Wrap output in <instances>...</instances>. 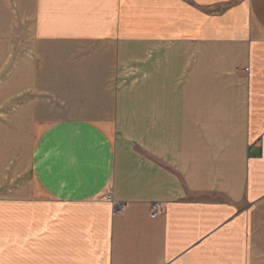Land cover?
Wrapping results in <instances>:
<instances>
[{
	"label": "crops",
	"instance_id": "1",
	"mask_svg": "<svg viewBox=\"0 0 264 264\" xmlns=\"http://www.w3.org/2000/svg\"><path fill=\"white\" fill-rule=\"evenodd\" d=\"M6 39L0 264H264V0H0Z\"/></svg>",
	"mask_w": 264,
	"mask_h": 264
},
{
	"label": "rangeland",
	"instance_id": "2",
	"mask_svg": "<svg viewBox=\"0 0 264 264\" xmlns=\"http://www.w3.org/2000/svg\"><path fill=\"white\" fill-rule=\"evenodd\" d=\"M28 43L29 39H6L5 60H0V64H5V76H0V105L3 103L6 105L4 108L0 107V111L2 112L0 115V147H2V153H4V156L0 157V165L6 169L7 179L14 163V153L11 151V147L14 146L15 150L18 151L17 155L20 154L18 166L23 170V173H26V162L24 161L29 143L32 140L29 134L31 125L26 114L27 110L25 111L24 108L16 107L19 104L14 103V101L24 98V93L16 91L18 85L15 83L17 74L15 67L16 64L19 67V64L25 61L14 60L13 53L20 50H28ZM1 160H4V162L1 163Z\"/></svg>",
	"mask_w": 264,
	"mask_h": 264
},
{
	"label": "built area",
	"instance_id": "3",
	"mask_svg": "<svg viewBox=\"0 0 264 264\" xmlns=\"http://www.w3.org/2000/svg\"><path fill=\"white\" fill-rule=\"evenodd\" d=\"M102 198L106 201V202H109L112 204L113 206V210L115 212H120L122 207H123V204L121 203H118L116 202L113 197H112V193L111 191L108 189L106 190L103 195H102ZM150 216L153 217V216H156L158 215L159 213H161V206L159 204H152L150 206Z\"/></svg>",
	"mask_w": 264,
	"mask_h": 264
}]
</instances>
